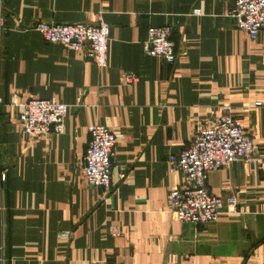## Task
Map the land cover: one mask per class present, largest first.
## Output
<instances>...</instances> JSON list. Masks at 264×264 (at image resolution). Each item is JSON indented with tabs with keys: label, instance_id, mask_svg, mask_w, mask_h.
Segmentation results:
<instances>
[{
	"label": "crops",
	"instance_id": "obj_1",
	"mask_svg": "<svg viewBox=\"0 0 264 264\" xmlns=\"http://www.w3.org/2000/svg\"><path fill=\"white\" fill-rule=\"evenodd\" d=\"M235 1L0 0V97L70 106L63 135L36 139L21 134L20 108L0 107V264H264L263 169L236 161L209 174L213 195L238 201L215 223L170 213V188L185 184L181 171L170 174V155L224 106L264 157V30L255 41L239 30ZM99 20L110 25L103 70L34 29ZM161 26L173 30L174 65L144 52L149 29ZM126 75L137 80L125 85ZM96 124L117 139L109 188L84 175Z\"/></svg>",
	"mask_w": 264,
	"mask_h": 264
},
{
	"label": "built area",
	"instance_id": "obj_2",
	"mask_svg": "<svg viewBox=\"0 0 264 264\" xmlns=\"http://www.w3.org/2000/svg\"><path fill=\"white\" fill-rule=\"evenodd\" d=\"M200 10L193 14L199 15ZM237 28L255 41L264 30V0H236L230 12ZM45 41L62 45L70 50L86 52L100 69L109 63L110 25L99 20L95 24H58L41 22L34 28ZM6 30L3 7L0 5V48ZM169 26L152 27L144 42L147 56L161 58L169 65L178 59L176 44ZM134 75H126L125 85L135 83ZM20 108L18 126L22 135L36 139L49 135L61 136L65 132V119L70 106L56 98L20 100L12 93L8 102L0 97V107ZM261 106V103H257ZM90 142L84 158V175L89 186L109 188L113 183L112 161L117 139L114 132L103 125L89 128ZM236 161H244L253 169L264 170V157L255 156V143L242 120L232 114V107L226 105L210 125H200L188 145L178 155L169 157L170 174L181 171L185 184L170 188V213L186 224L204 225L218 221L223 211L234 212L238 201L235 196H216L208 188L209 174ZM125 173L120 174L124 178ZM6 174L0 175V182ZM60 239L70 238L69 232L59 234ZM3 248L0 245V263L3 262ZM95 264H110L98 261Z\"/></svg>",
	"mask_w": 264,
	"mask_h": 264
}]
</instances>
